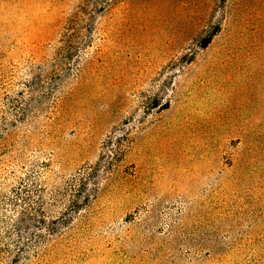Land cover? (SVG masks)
Masks as SVG:
<instances>
[{"label": "rangeland", "instance_id": "374dc122", "mask_svg": "<svg viewBox=\"0 0 264 264\" xmlns=\"http://www.w3.org/2000/svg\"><path fill=\"white\" fill-rule=\"evenodd\" d=\"M0 264H264V0H0Z\"/></svg>", "mask_w": 264, "mask_h": 264}, {"label": "trees", "instance_id": "16d2710c", "mask_svg": "<svg viewBox=\"0 0 264 264\" xmlns=\"http://www.w3.org/2000/svg\"><path fill=\"white\" fill-rule=\"evenodd\" d=\"M106 4H107V2H104V1H103L101 4H99L98 8H97L96 10H93V14H94L95 12H97V11H102ZM81 13H82V14H86V13H87V12H86V8H85V6H84V7H81ZM91 17H92V14L89 15V17H88L89 22L92 20ZM89 25H90V24H89ZM70 27H71V23H70ZM67 43L70 45L69 42H67Z\"/></svg>", "mask_w": 264, "mask_h": 264}]
</instances>
